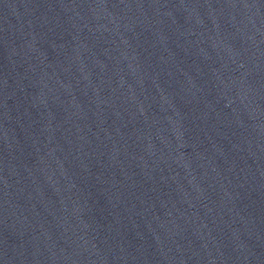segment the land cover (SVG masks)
<instances>
[{
	"label": "water",
	"instance_id": "water-1",
	"mask_svg": "<svg viewBox=\"0 0 264 264\" xmlns=\"http://www.w3.org/2000/svg\"><path fill=\"white\" fill-rule=\"evenodd\" d=\"M0 264H264V0H0Z\"/></svg>",
	"mask_w": 264,
	"mask_h": 264
}]
</instances>
